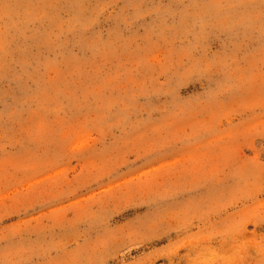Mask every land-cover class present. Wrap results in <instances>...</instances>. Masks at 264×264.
<instances>
[{
	"label": "rangeland",
	"instance_id": "obj_1",
	"mask_svg": "<svg viewBox=\"0 0 264 264\" xmlns=\"http://www.w3.org/2000/svg\"><path fill=\"white\" fill-rule=\"evenodd\" d=\"M0 264H264V0H0Z\"/></svg>",
	"mask_w": 264,
	"mask_h": 264
}]
</instances>
